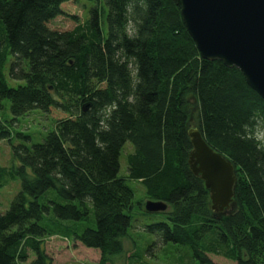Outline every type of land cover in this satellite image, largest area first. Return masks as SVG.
<instances>
[{"label":"trees","instance_id":"16d2710c","mask_svg":"<svg viewBox=\"0 0 264 264\" xmlns=\"http://www.w3.org/2000/svg\"><path fill=\"white\" fill-rule=\"evenodd\" d=\"M75 1L0 0V109L8 100L11 113L0 141L12 144L11 125L34 109L56 117L41 142L12 145L10 170L0 166V190L19 181L0 213V264H53L72 256L68 241L97 264L123 255L134 203L118 176L127 143L126 178L168 206L167 222L145 226L161 246L184 248L194 264H216L208 254L264 264V141L254 139L263 99L237 68L200 56L179 0ZM191 126L234 165V208L214 212L190 171ZM92 213L81 231L64 222ZM54 235L66 243L50 251Z\"/></svg>","mask_w":264,"mask_h":264},{"label":"water","instance_id":"95a60500","mask_svg":"<svg viewBox=\"0 0 264 264\" xmlns=\"http://www.w3.org/2000/svg\"><path fill=\"white\" fill-rule=\"evenodd\" d=\"M180 16L200 56L237 68L247 85L264 101V0H179ZM86 106L82 107V110ZM191 150L188 164L209 191L211 208L229 207L236 186L235 167L210 147L198 129L188 130ZM146 212L167 208L147 200Z\"/></svg>","mask_w":264,"mask_h":264},{"label":"rangeland","instance_id":"374dc122","mask_svg":"<svg viewBox=\"0 0 264 264\" xmlns=\"http://www.w3.org/2000/svg\"><path fill=\"white\" fill-rule=\"evenodd\" d=\"M87 9L92 7L88 2L84 1ZM83 5L79 0L72 3L71 8L82 9ZM81 12L80 14H82ZM87 14V10L85 12ZM84 14V13H83ZM85 15V14H84ZM104 19V16H103ZM54 27H62L59 23H53ZM66 25L63 26L65 28ZM17 83L15 81L9 80L10 86H15ZM9 101L3 100V107L0 109V117L9 120L11 118V113L9 111ZM55 118L53 115L46 114L41 110L34 109L25 116L18 117L14 124L11 125L12 132V144H9L5 140L0 141V166L6 169H11L13 167V155H12V145L18 143H23L29 147L32 143H38L42 141L44 135L53 129ZM16 133H22V135L27 138L21 140L16 137ZM133 152L132 145L127 143L121 150L119 156V177L125 178V183L133 191V205L132 208L127 210L126 213L130 215L129 235L124 238V250L123 255L114 259L113 264H194L193 260H190L186 255H184V248L180 251L175 252L176 247L172 246L175 244L162 245L157 240L155 234L149 233L145 226L150 223L166 221V215L161 212L157 213H145L143 210L144 201L150 200L146 196V190L141 183V180H130L127 179V156ZM19 186V181H7V184L0 190V213L6 211L9 207L12 196L17 191ZM141 206V207H140ZM67 225L73 224L77 231H81L85 227L94 226V216L93 213L90 215L89 219L84 221H64ZM66 240L64 237L52 236L47 239L48 248L51 251L54 248L61 247ZM72 241L66 243L68 250L72 253V256L67 258L64 257L61 260H55L53 264H97L98 260L94 259L91 255L86 253H81L74 251L71 246ZM65 248V247H64ZM184 255V256H183ZM178 256L182 258L179 262ZM134 257L136 260H134ZM207 257L216 264H236L234 261H230L222 256L208 254ZM135 261L136 263H134Z\"/></svg>","mask_w":264,"mask_h":264},{"label":"bare ground","instance_id":"6f19581e","mask_svg":"<svg viewBox=\"0 0 264 264\" xmlns=\"http://www.w3.org/2000/svg\"><path fill=\"white\" fill-rule=\"evenodd\" d=\"M197 49V48H196ZM197 51H198V49H197ZM227 67V66H226ZM228 68H230V67H228ZM233 68V67H232ZM192 127H194V128H196L195 126H191V127H189L188 128V130L190 129V128H192ZM197 129V128H196ZM188 130H187V135H188ZM200 132V131H199ZM188 138H189V136H188ZM189 141H190V138H189ZM191 144V143H190ZM188 157H189V154H188ZM187 164H188V158H187ZM188 167H189V164H188ZM208 191V190H207ZM209 192V191H208ZM209 198H210V196H209ZM151 200V199H150ZM147 201V199L144 201V203ZM153 201H160V200H153ZM210 201H211V199H210ZM163 202V201H162ZM235 204H236V202H235V188H234V190H233V194H232V196H231V201H230V203H229V207H227V208H225V210H229V209H231V208H234V206H235ZM167 208H168V206H167ZM166 208V209H167ZM166 209H164V210H161L160 212L161 213H164L165 214V212L167 211Z\"/></svg>","mask_w":264,"mask_h":264},{"label":"clouds","instance_id":"9594fccd","mask_svg":"<svg viewBox=\"0 0 264 264\" xmlns=\"http://www.w3.org/2000/svg\"><path fill=\"white\" fill-rule=\"evenodd\" d=\"M254 139L256 141H264V131H255Z\"/></svg>","mask_w":264,"mask_h":264}]
</instances>
